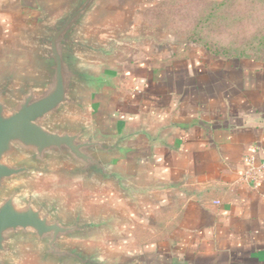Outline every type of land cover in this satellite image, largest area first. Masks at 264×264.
<instances>
[{
	"label": "water",
	"instance_id": "1",
	"mask_svg": "<svg viewBox=\"0 0 264 264\" xmlns=\"http://www.w3.org/2000/svg\"><path fill=\"white\" fill-rule=\"evenodd\" d=\"M111 1L22 3L30 20L0 60V264H168L107 246L123 238V211L90 208L84 199L72 204L37 185L39 177H56L91 191L111 189L137 213L154 192L172 188L143 181L134 162L141 144L153 147L183 125L107 126L100 119V104L118 89L112 65L136 46L172 45L143 27L104 35L98 24Z\"/></svg>",
	"mask_w": 264,
	"mask_h": 264
},
{
	"label": "crops",
	"instance_id": "2",
	"mask_svg": "<svg viewBox=\"0 0 264 264\" xmlns=\"http://www.w3.org/2000/svg\"><path fill=\"white\" fill-rule=\"evenodd\" d=\"M24 1L0 0V60L19 44L18 34L30 20ZM156 1L112 0L98 25L107 37L126 26L135 32L142 28L143 10ZM187 46H136L112 65L118 89L100 104L102 122L183 125L153 147L141 144L134 165L143 181L172 188L154 192L140 213L125 204L131 212L123 211L128 222L122 241L112 240V251L168 264H264V172H257V181L244 179L252 166L248 156L256 167L264 162V60L205 51L198 58L192 47L179 54ZM151 207L155 215L171 210L168 230L137 251L114 247L134 240L127 232L136 226L134 217L149 222Z\"/></svg>",
	"mask_w": 264,
	"mask_h": 264
},
{
	"label": "rangeland",
	"instance_id": "3",
	"mask_svg": "<svg viewBox=\"0 0 264 264\" xmlns=\"http://www.w3.org/2000/svg\"><path fill=\"white\" fill-rule=\"evenodd\" d=\"M222 1L223 0H157L143 10L141 14L142 27L146 34L155 35L157 39L186 42L190 47L195 48L194 52L198 58H203V51L208 54L202 47L203 43L201 42L202 45H196L193 42L195 38L200 41L201 37H199V35L196 36V34L189 36L188 30L190 31L194 28L197 21H199V23L196 28L200 31L205 26H208V24L215 23L213 26H216V24L222 23ZM160 2H164V5ZM160 4H162L161 7ZM171 7H174L173 10ZM161 8H163V13H157L156 10H160ZM210 12H212V14ZM210 14L211 21L205 22L204 19ZM203 33L205 42L215 45L214 47L216 48H222V31H214V29L211 28L203 30ZM224 42L227 41L224 40ZM149 44L150 45L147 46H152L151 48L155 49L153 48V44L150 42ZM249 51H251V49ZM37 185L41 191L62 193L72 204L84 199L90 208H96V205H106L126 213L131 212L128 206H126L111 189L104 188L91 191L90 189L82 187L81 183L65 182L56 177H39ZM149 210L152 214V218L149 222L142 221L138 216L134 217L136 226L133 229L131 227V229L127 231L135 236L134 240L129 243L114 244V247H122L132 252L137 251L148 247L153 239L158 238V233L168 230L171 224V210L166 208L157 215H155L156 209L154 207L149 208ZM160 228L163 229L160 230ZM127 232L125 231L124 233L126 235H124L129 238ZM121 241L122 240H118V242ZM106 244L109 248L113 247L112 241H108Z\"/></svg>",
	"mask_w": 264,
	"mask_h": 264
},
{
	"label": "trees",
	"instance_id": "4",
	"mask_svg": "<svg viewBox=\"0 0 264 264\" xmlns=\"http://www.w3.org/2000/svg\"><path fill=\"white\" fill-rule=\"evenodd\" d=\"M160 3L164 5V2ZM162 4H160V7ZM173 8L171 7L172 10ZM156 12L163 13V8L156 10ZM210 13L212 14V12ZM211 14L205 19H201H204L205 22L211 21ZM198 23L199 21H197L194 28L188 30V34L189 36L199 35L201 37L200 41L195 38L193 42L196 45H202V42V47L209 54L220 57H252L264 60V0H223L222 23L216 24V26H213L215 23L208 24L201 31L196 28ZM211 28L214 31H222L223 33L222 48L220 49L204 40L203 30ZM224 40L227 42H224ZM189 47L184 48L179 54L185 56ZM250 49L251 51H249Z\"/></svg>",
	"mask_w": 264,
	"mask_h": 264
},
{
	"label": "built area",
	"instance_id": "5",
	"mask_svg": "<svg viewBox=\"0 0 264 264\" xmlns=\"http://www.w3.org/2000/svg\"><path fill=\"white\" fill-rule=\"evenodd\" d=\"M255 158L253 156H248L247 161L252 164L251 168L244 174V179H254L257 181V172L262 171L264 172V162L256 167L253 165ZM257 187V184L254 185V188Z\"/></svg>",
	"mask_w": 264,
	"mask_h": 264
}]
</instances>
